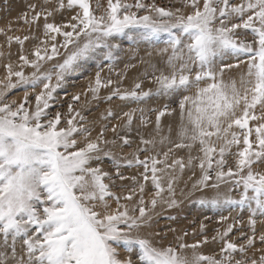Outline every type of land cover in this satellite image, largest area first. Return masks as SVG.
<instances>
[{
	"label": "snow or ice",
	"instance_id": "6c2138e0",
	"mask_svg": "<svg viewBox=\"0 0 264 264\" xmlns=\"http://www.w3.org/2000/svg\"><path fill=\"white\" fill-rule=\"evenodd\" d=\"M100 7L99 0L95 9L90 0H25L17 19L42 33L31 37L39 43L29 54L28 35L14 37L0 29L9 46H20L19 70L6 64L0 80V264H264V0H180L168 8L154 0H107L97 15ZM121 36L137 45H165L154 63L140 61L147 65L143 79L123 90L125 72L117 73L116 81L101 75L118 62L114 41ZM93 65L85 92L93 100L108 89L103 99L110 104L114 98L166 101L162 108L147 109L155 113L153 134L145 138L136 129L139 142L127 155L118 156L116 149L136 143L131 139L135 113L141 126L153 123L144 108L119 117L107 109L102 118L119 122L101 127L95 137L86 116L73 107L79 93L71 97L66 123L61 112L49 115L69 77ZM25 67L32 69L27 75ZM236 69L239 81L226 82V72ZM144 79L154 87L145 91ZM38 87L33 106L27 89ZM17 88L25 89L23 99L8 101ZM165 115L179 117L176 140L171 125L168 135L161 134ZM185 149L187 159L174 155ZM133 168L137 175H125ZM185 170L195 179L181 196L212 189L214 195L193 203L238 214L219 215L225 227L210 237L202 222L193 230L194 242L184 230L175 244L157 247L152 238L163 240L166 233L152 229L164 211L180 206L176 191ZM117 186L119 194L113 191ZM221 186L227 191H219ZM210 244L220 245L218 253L202 252Z\"/></svg>",
	"mask_w": 264,
	"mask_h": 264
},
{
	"label": "rangeland",
	"instance_id": "374dc122",
	"mask_svg": "<svg viewBox=\"0 0 264 264\" xmlns=\"http://www.w3.org/2000/svg\"><path fill=\"white\" fill-rule=\"evenodd\" d=\"M27 2H37V3H43V0H27ZM55 2V0H53ZM122 2L132 3L133 0H122ZM148 3H152L153 0H146ZM154 2L157 4V6L161 7H172V6H178L180 3V0H154ZM99 3L101 5L100 9L97 11V15L103 11V9L107 6V0H99ZM90 5L92 8H96L97 0H90ZM25 10V0H0V29H3L4 32L7 33V35L11 36H19L23 38L24 36L28 35L30 37L29 40H26L24 42V50L25 54H29L31 51L34 50V47L39 43V40L32 39L33 36H41L42 33L38 32L34 27L30 29L28 24L23 23L22 20L17 19V17L20 16L22 11ZM141 15L144 13L141 12ZM70 15V13H65V16ZM56 22H61V17L59 15L56 16ZM43 23V20L39 22ZM10 29V30H9ZM247 39H251L250 36L246 37ZM166 39V37L162 36L161 40ZM119 45V54H118V62L114 63L113 70L110 72L108 70V67L104 68V71L102 72V77L104 79L111 78L113 81L117 80V73L125 72L127 78L125 81L120 85L121 89H129L133 85L134 82H136L138 79H143L145 69L147 68V65H142L140 63L141 60H149L154 63L159 57L157 55L158 49L163 48L165 45L160 42L155 44L152 47H149L145 43H141L139 45L133 43L130 41V39L127 36H121L114 41ZM17 48V49H16ZM20 46L12 43L10 46L6 42V35L3 32H0V80H4L7 73L5 69V65L12 63L16 68V70H19L18 67V51ZM14 49L16 50V55H11L10 52L14 54ZM27 50V51H26ZM152 53V57L150 58L148 56V53ZM225 63H234V61L230 58L225 59ZM130 65L129 68L125 69V65ZM134 65L135 67H131ZM246 71V69H244ZM32 71L31 68L25 67L24 72L25 74H29ZM240 69H236L232 72H226L225 74V81H230L232 79L239 81L240 77ZM95 75V66L93 65L92 68H90L89 71L80 73L76 72L72 74L69 77V84L68 86L62 87L58 92L56 93V102L55 104L48 109L49 115L54 116L56 112H61L62 114H65L64 121L66 123V114L68 113V104L72 103L71 97L77 93L80 95V100L78 103L73 104L74 109L80 110L83 112V114L86 116L89 124V127H93L94 130L92 131V136L95 137V135L99 132L101 127L107 126L109 129L113 124H117L119 121L116 118L112 119H103L106 115V110L111 108L117 117L122 116L123 112L130 111L133 108H144L146 110L145 117L146 119L151 120L153 123L148 124L146 126H141L139 116L140 113L136 112L134 116V122L132 125L133 133L131 136V139L136 141V143H133L132 146L129 147H123L116 149V154L118 156L120 155H127L134 151L136 148V144L139 142V134H143L145 138H149L153 134L154 129V121H155V113H148L147 109H159L163 107V104L166 102L165 100H162L157 97H152L147 100L146 103L136 104V103H128V102H122L118 99H115L112 101V103L106 102L103 97H106L109 95L108 89H101L100 92V99L93 100L89 95H85L86 90L89 87L90 80ZM13 80L15 78L13 77ZM144 90L147 91L149 88H153L154 86L150 83L149 80L144 79ZM30 95L31 103L34 106L35 100L34 97L36 94L39 93L40 88H36L35 90L29 88L27 89ZM24 88H17L13 89L8 93L7 100L12 101L15 100L17 103H19L23 97H24ZM188 94V93H183ZM179 97H177V100ZM175 104H170V107H175ZM90 109V110H89ZM179 123V117L178 115L168 116L165 115L161 118V126H162V135H168V129L171 125L173 128V132L171 133V139L176 140V132L175 129L178 126ZM252 122H250L251 124ZM136 129H139V134L137 133ZM107 137L109 139L112 138V133L109 131L106 133ZM157 140H159V137H157ZM164 150L167 149L166 145L160 146ZM235 150V149H234ZM193 154H196L195 152ZM176 156H183L185 159H187L188 156V150H179L174 153ZM143 158V157H141ZM230 159V163H231ZM105 169L107 170L109 167V162L105 161L104 164ZM264 171V168L260 169ZM199 170L197 169V172ZM125 175L131 176V175H137V170L135 168L133 169H126ZM189 177H192V172L190 170H185L184 174L180 178L178 184H177V199L180 201V206L178 208H174L171 210H166L163 212L162 216L159 218L158 224L154 226L152 231H158L160 232L161 236H164L166 233V237L163 240H160L159 237H153L152 242L157 247H163L167 246L168 244H175V238L177 235H181L182 231L186 230L189 235L186 238L189 243H192L197 239L198 237L193 236V230H198L200 224L203 222L206 226V234L210 237L211 235L215 234V231L217 229L223 230L225 225L221 222H218L219 215L223 214L226 216H235L238 213L237 212H231L225 211L223 213L217 212L214 209H211L210 206L207 208H202L198 204L193 203V201L199 199L201 196H207L211 197L214 195V190L212 189H206L203 192L196 191L192 192L190 198H186L184 196H181L180 192L181 190H184L185 192H190L192 187V182L195 179V177H192L190 180ZM119 181H117V185H119ZM150 188V185L148 186ZM114 192L117 194L120 193L121 189L117 186L113 189ZM221 192H226L227 189L225 186H221L219 189ZM233 197L237 196V193L234 191L232 193ZM146 199L150 198V192H146L145 195ZM123 202V201H122ZM115 207V204L112 205ZM159 211V209H158ZM166 217H175V220L167 219ZM244 219H247V215L245 214ZM231 222V221H229ZM259 227V223L257 225ZM169 228L175 229V232L168 231ZM234 236L239 235V233L234 232ZM159 241V243H157ZM220 245H208V246H202V252L204 254L213 255L218 253ZM260 245L257 244V248H259ZM251 254V253H249ZM123 251L120 252L121 258L124 257ZM190 255V253H189Z\"/></svg>",
	"mask_w": 264,
	"mask_h": 264
},
{
	"label": "bare ground",
	"instance_id": "6f19581e",
	"mask_svg": "<svg viewBox=\"0 0 264 264\" xmlns=\"http://www.w3.org/2000/svg\"><path fill=\"white\" fill-rule=\"evenodd\" d=\"M37 3V2H36ZM41 3V2H40ZM17 49V48H16ZM27 51V50H26ZM11 55H16V50L14 49V54L12 53V51L10 52V57ZM15 67V66H14ZM16 68V67H15Z\"/></svg>",
	"mask_w": 264,
	"mask_h": 264
}]
</instances>
